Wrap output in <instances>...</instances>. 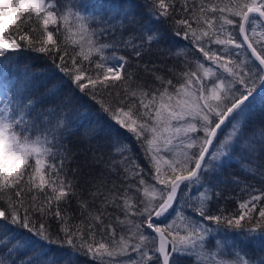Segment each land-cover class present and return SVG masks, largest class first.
<instances>
[{
    "label": "snow or ice",
    "instance_id": "obj_1",
    "mask_svg": "<svg viewBox=\"0 0 264 264\" xmlns=\"http://www.w3.org/2000/svg\"><path fill=\"white\" fill-rule=\"evenodd\" d=\"M227 10L120 0L93 14L78 0H0V65L24 53L45 65L39 96L37 74L15 91L0 84V264H264L252 254L264 252V187L237 209L211 207L220 184L251 187L224 175L229 161L264 185V0ZM84 98L81 115L70 101ZM193 187L199 220L186 218L184 235L162 229Z\"/></svg>",
    "mask_w": 264,
    "mask_h": 264
},
{
    "label": "trees",
    "instance_id": "obj_2",
    "mask_svg": "<svg viewBox=\"0 0 264 264\" xmlns=\"http://www.w3.org/2000/svg\"><path fill=\"white\" fill-rule=\"evenodd\" d=\"M78 2L80 4L86 5L87 6V10L91 11L93 14H96L98 12L101 13H108L110 10H112L113 8H116L119 6V2L120 0H78ZM188 2L191 4L193 2V0H188ZM197 4H198V0H196ZM211 3H214L218 6H224L225 7V12L223 14L217 13V15H223L225 17H230V13L228 12V6L232 5L235 0H210ZM233 19H237L236 17H231ZM225 36L227 35V33L224 34ZM236 39L241 40L240 35H239V31L238 29H236L235 33H234ZM73 39H78V37H73ZM169 40H176L179 41L180 43H186L185 41L181 40L179 37H171V35L169 34L168 36ZM261 43H264L261 41ZM69 47H75L77 49V51H79V46L78 45H69ZM213 47H215V45H213ZM245 47V46H244ZM194 51V50H192ZM196 56H199L201 59H203V56L201 53H195ZM189 55H191V52L189 53ZM248 55L250 56L251 54L248 52ZM31 57V58H29ZM38 54L36 53H24L22 55V57L20 58L19 61H16L15 58H13V61L9 64L5 65H0V84H7V83H11L13 84V88H17L20 86V83L24 77L25 72L28 73L29 76H32L33 74H37L38 70H42L44 65V62L40 59L37 58ZM93 59H96V57H93ZM87 63V62H85ZM32 90L36 95H41L45 92V81L44 79L39 76L38 74L35 76V79L32 81ZM66 91V89H65ZM78 95V94H77ZM61 98L63 99V95L61 96ZM70 103L73 105L74 110H78L79 113L81 115L84 114V109L80 107L81 104H89L90 101H87L86 98H84L83 100H76V99H72L70 101ZM74 117L76 112L74 111ZM88 119H90V121L93 124H97V125H101L104 127L105 131L112 135L115 136L116 135V130L115 128H109L108 127V121L106 119V117H104L103 113L100 112H92V113H88ZM261 120V116L259 114H257V116L254 118V124H259ZM122 131V130H121ZM82 135V132H81ZM255 142L259 145L262 140L259 136V133H257ZM73 143H78L77 138H73ZM140 163L143 164L144 161L142 158H140ZM230 166H226L225 168V172L224 175L226 177L232 176V175H239L242 177V180H245L248 184L251 185L250 188H248L247 190L242 191L241 190V186H237L234 185L230 182L228 183H223L220 184L218 186V192L221 195V198L217 201L215 199V193H213V201L211 202V207H212V211L215 212L218 206H223L225 208H227L228 210H233V209H237L238 208V202L239 201H244L247 200L249 198V194L252 192V189H256L257 190V194L258 192L261 190L262 187H264V185L261 184L260 180L258 177H244V175L241 173L240 171V167L239 165L234 162V161H229ZM164 167V165L162 166ZM154 172V169H153ZM154 183V181H153ZM215 183V181L213 182ZM157 187H161L160 185H156ZM192 195H191V199L189 200L188 194H185V201L183 202V204L177 203L176 205H174V207L179 211L181 208H183V215H176L175 213H172L170 211L169 214H166L165 218H161L160 220L157 221V224L160 225L162 227V229L164 228L163 223L167 222V219H169L170 221H175V219L177 218V225L176 228L172 222L173 228L172 231L174 233L179 232L180 234L184 235L187 234L185 232V227H186V223L187 220L186 218L188 217H195L196 220H199V217H196L195 213L191 211V208L188 207L189 204H195L197 203V201L199 200L198 197L200 196V193L202 192V189H199L197 187H193L192 190ZM31 195V194H29ZM123 219V216L121 217ZM135 219V218H133ZM205 224L210 223L208 221L204 222ZM213 227H216L215 224L212 225ZM133 227L132 225H128L125 228V234L128 235L127 233V228ZM53 231H55V226H53ZM151 231V230H149ZM167 234V232L165 231V235ZM153 236L154 233H152ZM131 242V241H130ZM252 254L254 256H258V255H262L264 254V252H262L261 249H259L258 247L253 249ZM78 259L81 261V264H89L88 262V258L87 257H78Z\"/></svg>",
    "mask_w": 264,
    "mask_h": 264
},
{
    "label": "rangeland",
    "instance_id": "obj_3",
    "mask_svg": "<svg viewBox=\"0 0 264 264\" xmlns=\"http://www.w3.org/2000/svg\"><path fill=\"white\" fill-rule=\"evenodd\" d=\"M262 42H264V41H262ZM15 89L16 88H13V91H15ZM161 166H163V164H162V162H161ZM185 194H182L181 196H180V198H179V202L178 203H180V204H183V202L185 201ZM200 198V196L198 197V199ZM173 221H170L169 222V219H167V222H165V223H163V226L166 224V223H172ZM177 218L175 219V221L173 222V224H174V226H175V228H176V225H177ZM174 233V232H173ZM175 234V233H174ZM166 236H167V239L170 241L171 239H172V237L171 236H168L167 234H166ZM171 247V245H169V248Z\"/></svg>",
    "mask_w": 264,
    "mask_h": 264
},
{
    "label": "water",
    "instance_id": "obj_4",
    "mask_svg": "<svg viewBox=\"0 0 264 264\" xmlns=\"http://www.w3.org/2000/svg\"><path fill=\"white\" fill-rule=\"evenodd\" d=\"M240 38H241V40L243 39L241 36H240ZM245 46V48H247V45H244ZM249 53L251 54V52L249 51ZM155 234V233H154ZM155 236H156V238H157V243L159 242V237L157 236V234H155Z\"/></svg>",
    "mask_w": 264,
    "mask_h": 264
}]
</instances>
